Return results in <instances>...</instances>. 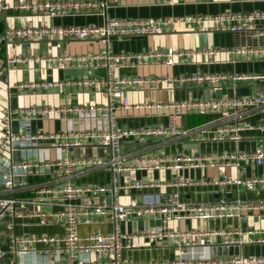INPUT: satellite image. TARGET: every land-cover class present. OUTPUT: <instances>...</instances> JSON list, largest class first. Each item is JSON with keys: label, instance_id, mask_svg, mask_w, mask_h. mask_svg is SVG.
Returning <instances> with one entry per match:
<instances>
[{"label": "built area", "instance_id": "obj_1", "mask_svg": "<svg viewBox=\"0 0 264 264\" xmlns=\"http://www.w3.org/2000/svg\"><path fill=\"white\" fill-rule=\"evenodd\" d=\"M119 0H100L96 3L74 0H16L12 7L24 9L32 13L42 12L48 16L66 15L69 12L81 10L106 9L110 4ZM174 4L180 0H166ZM5 0H0V14L9 8ZM104 20L101 24L88 25H45V26H19L5 28L0 33L1 45L8 38H70L78 40H100L104 43L102 51L95 55L64 53L58 57H40L45 60L48 67L55 64L57 67L77 65H98L106 67L105 77H82L65 81V85L79 88L101 89L106 97V102L90 103L87 105L65 106H30L17 109H3L1 116L2 133L0 135V162L4 156H9V169L2 174V190L8 196L0 195V223L7 215L22 217L26 211L25 205L40 203L34 199L21 198L14 195L16 187L22 186L21 182L14 180L16 170L25 173H46L52 177V184L41 187L40 193L48 196L45 203L54 206L55 210H47L41 215L43 220L54 222L64 228L62 235H41L39 237L18 236L14 230L13 221L7 224L9 230L8 247H0V260L7 254L13 255V264H264V255L243 257L238 254L228 256L207 255L204 249L207 237L213 235L223 236L225 247H240L252 239L245 235L253 233L240 229L223 231L221 229L199 230L184 229L180 231L164 230V224L169 221L183 219L209 220L228 218L241 215L243 209L264 210V199L256 203H247L241 206L238 200H229L222 196L209 202H186L181 200L177 187L185 185L184 180H153L132 179L119 180L124 172L150 171L163 169L202 168L218 164V158L213 155H202L198 152L174 154L160 152L124 153L122 143L125 139H159L169 140L190 137L198 131V127L186 128L180 124L183 114L193 112L199 115L217 114L222 120L233 121L221 128L222 135L234 141L241 139L242 132L252 129L240 119L254 107L264 106L262 93L247 94L243 96L227 94L220 97L190 99L180 103H143L132 104L126 96L125 88L129 86L156 87L159 83L201 84L212 91L222 90L223 86L233 90L243 82L264 83V72L261 73H195L179 77H150V76H117L118 67L126 64H142L153 59L156 63L171 66L182 54L179 50L168 47L165 50L149 52H114L112 38L123 36H139L163 33L165 23H174L177 20L188 21L202 25L204 29H227L232 27L235 31L254 30L255 25L243 24L247 18L243 13H222L216 15L187 16L180 19L174 18H110L103 11ZM264 17V13H251L249 18L254 21ZM209 22V23H208ZM207 23V24H205ZM212 23L211 26L209 24ZM231 23L234 25L229 26ZM257 35V33L255 34ZM200 53L213 57L216 54H230L238 57H264V46L260 47H233L209 48ZM9 62L19 61L18 57H11ZM63 83L60 82L59 85ZM22 85V84H21ZM142 107H167L176 108L169 114L166 124L144 125L140 127H121L115 122V115L119 112ZM68 114L79 120L106 118L108 126L105 128L81 126L67 127L63 131L36 132L31 131V120L37 117L61 116ZM13 117L19 121L20 131L11 130ZM264 133V119L260 118L254 127ZM40 141L49 142L48 146L60 150L58 155L37 154L35 160H17L13 158L17 149H31L37 147ZM157 146V145H156ZM90 147L91 154L86 155L83 150ZM102 148V155L97 154V149ZM78 149V155H72L73 149ZM252 161L256 165L264 162V150L257 147L252 152L237 150L223 159L225 166H240L241 162ZM98 168H108L112 173V181L108 184L77 183L76 178ZM219 185H235L247 190L264 187V171L251 177H223L216 181ZM147 190L138 197L126 203L119 201L122 191ZM152 190V191H149ZM50 196V197H49ZM51 198V199H50ZM109 199V202H107ZM108 216L114 223L113 229L108 233H88L81 236L78 232L79 224L96 222L99 216ZM158 215L161 225L138 234H128L122 231L121 224L128 223L133 218H148ZM257 232V231H255ZM258 232H263L258 231ZM165 237L176 238L177 256L173 259L155 260L149 262H129L124 260V249L135 246V238H148L163 240ZM264 241V236L257 239ZM43 243V247H37Z\"/></svg>", "mask_w": 264, "mask_h": 264}, {"label": "crops", "instance_id": "obj_2", "mask_svg": "<svg viewBox=\"0 0 264 264\" xmlns=\"http://www.w3.org/2000/svg\"><path fill=\"white\" fill-rule=\"evenodd\" d=\"M10 6L0 14V33L5 28L19 26H45V25H88L101 24L104 20L103 11L110 18H174L180 19L187 16L216 15L222 13H243L247 18L243 20L244 26L254 24V30L235 31L232 27L227 29H204L202 25L188 21L177 20L174 23H165L163 33L147 34L139 36H123L112 38V50L114 52H149L153 50H165L172 47L182 52L175 63L167 66L156 63L153 59L142 64L132 63L118 67L117 76H150V77H179L195 73H261L264 72V57H236L230 54H216L213 57L200 53L209 48H233V47H257L264 46V17L252 21L249 14L264 13V0H180L169 4L166 0H119L110 4L106 9L81 10L69 12L66 15L48 16L42 12L32 13L24 9H16L12 4L16 0H5ZM33 1V0H28ZM37 1V0H36ZM74 1V0H67ZM88 3H96L100 0H80ZM209 23V22H208ZM207 24V23H205ZM231 23L229 26L234 25ZM212 23L209 24L211 26ZM257 33V35H255ZM104 43L96 40H78L70 38L51 37L44 39L8 38L1 45L0 50V135L2 110L26 108L30 106H65L87 105L90 103L106 102V97L101 89L79 88L73 85H65L70 81L82 77H105L106 67L97 65L73 64L69 67H57L40 60V57H58L64 53L95 55L102 51ZM11 57H18L19 61L9 62ZM62 82V85L59 83ZM22 84V85H21ZM242 87H248V94H255L253 87L264 86V83L243 82ZM239 87V86H238ZM229 87L223 86L221 95L227 94ZM126 96L132 104L143 103H180L190 99H202L208 96L216 97L215 91L201 84L159 83L150 88L146 86H129L125 88ZM264 95V93H262ZM176 108L167 107H142L119 112L115 115V122L121 127H140L144 125L166 124L169 114ZM264 119V106L250 108L240 119L243 123L256 126ZM220 119L217 114L199 115L193 112L183 114L180 124L186 128L198 127L197 133L192 138L178 139H125L122 143L124 153L160 152L174 154L176 152L191 154L198 152L202 155H213L218 158V164L202 168H182L178 170L163 169L150 171L124 172L119 176L120 181L132 179L153 180H184L185 185H180V198L186 202H209L224 196L229 200H238L241 206L247 203H256L264 199V187L247 190L235 185H219L216 181L223 177H251L264 171V162L256 165L254 162H241L240 166H225L224 160L237 150L252 152L257 147L264 150V133L256 128L242 132L241 139L234 141L228 136H223L220 131L223 125L233 121ZM91 126L105 128L108 126L106 118L79 120L68 114L66 117L49 116L37 117L31 120L30 126L33 133L63 131L67 127ZM11 130L14 133L20 131L17 117H13ZM199 144L194 148L193 144ZM40 145L31 149L21 150V160H35L36 156L58 155L60 150H54L48 146L49 142L40 141ZM157 145V146H156ZM85 154V149L83 150ZM72 155L73 151H72ZM15 161V151L13 154ZM9 156H4L0 162V195L8 196L9 193L2 190V174L10 167ZM14 180L21 182L22 186L16 187L14 195L21 198L42 201L40 203L26 204L22 217L13 218L7 215L0 223V247L7 248L10 230L7 224L14 223L13 232L18 236L39 237L41 235H62L64 228L50 221H43L41 215L47 210H55L54 206L45 203L48 196L40 193L41 187L52 184V177L46 173H25L16 170ZM77 183H101L108 184L112 181V173L108 168H98L87 172L75 179ZM152 191V190H149ZM147 190L122 191L119 201L128 202L138 197ZM50 197V196H49ZM51 199V198H50ZM158 215L148 218H133L128 223H122V231L128 234H138L148 231L154 226L161 225ZM114 227V223L108 216H99L98 220L89 224H79L78 232L81 236L88 233H108ZM164 230L180 231L184 229L234 231L240 229L253 233L246 234L252 239L238 247V255L243 257L264 255V241L257 239L264 236V210L243 209L241 215L228 218H216L209 220L183 219L169 221L164 224ZM257 231V232H255ZM176 238L165 237L163 240L148 238H135V246L124 249L122 257L129 262H149L155 260L173 259L177 256ZM223 236L213 235L207 237V247L204 253L207 255L228 256L231 254L216 253L217 247H222ZM37 247H43V243H37ZM234 247V245L232 246ZM13 255L0 260V264H13Z\"/></svg>", "mask_w": 264, "mask_h": 264}, {"label": "water", "instance_id": "obj_3", "mask_svg": "<svg viewBox=\"0 0 264 264\" xmlns=\"http://www.w3.org/2000/svg\"><path fill=\"white\" fill-rule=\"evenodd\" d=\"M253 92L255 93H264V86H257V87H253ZM249 92L248 90V87H242V86H239V87H236L234 90L232 88H229L227 89V95L228 96H232V95H238V96H243V95H247ZM215 95L216 97H220L221 96V91L220 90H217L215 91ZM210 96H208L207 98H209ZM193 147L194 148H198L199 147V144L196 143V144H193ZM78 149L75 148L73 149V154L74 155H78ZM85 154L86 155H90L91 154V149L90 147H86L85 148ZM97 154L98 155H102V148H98L97 149ZM15 159L16 160H20L21 159V150H15ZM107 202H109V199H107ZM238 246H229V247H225V246H222V247H217L216 248V253L219 254L221 252V254H237L238 253Z\"/></svg>", "mask_w": 264, "mask_h": 264}]
</instances>
